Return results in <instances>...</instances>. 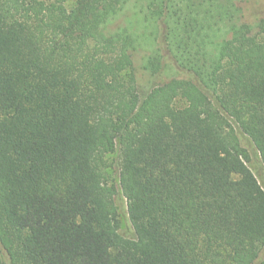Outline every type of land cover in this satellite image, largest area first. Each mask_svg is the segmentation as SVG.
Wrapping results in <instances>:
<instances>
[{
	"label": "trees",
	"instance_id": "trees-1",
	"mask_svg": "<svg viewBox=\"0 0 264 264\" xmlns=\"http://www.w3.org/2000/svg\"><path fill=\"white\" fill-rule=\"evenodd\" d=\"M237 1L147 0L144 68L180 76L140 96L102 31L123 0H0V264H264V18Z\"/></svg>",
	"mask_w": 264,
	"mask_h": 264
},
{
	"label": "rangeland",
	"instance_id": "rangeland-1",
	"mask_svg": "<svg viewBox=\"0 0 264 264\" xmlns=\"http://www.w3.org/2000/svg\"><path fill=\"white\" fill-rule=\"evenodd\" d=\"M124 4L121 10L112 17L103 27L102 31L106 35L128 34L135 43L134 60L136 66V87L141 96L156 85L166 82L168 79L179 77L172 67L165 68L159 76H150L145 70V64L148 58L156 49L155 34L156 26L147 11V0H123ZM68 3L67 7H71ZM237 6L242 9V23L255 26V24L264 18V0H241L237 1ZM225 30V29H224ZM224 36L223 31L217 32L214 36V44H217ZM214 46V45H213ZM212 46V47H213ZM209 48L211 55L214 54V47ZM182 105V101L179 102ZM243 146L247 147L250 153V160L247 163L248 168L256 177L258 183L264 190V167L259 155L242 140ZM114 155L110 160H114ZM113 171V170H112ZM112 181L118 188L117 176L113 172ZM119 191V189H118ZM120 192V191H119ZM116 206L119 215V234L124 239H135V234L128 219L127 204L120 193L116 196Z\"/></svg>",
	"mask_w": 264,
	"mask_h": 264
}]
</instances>
